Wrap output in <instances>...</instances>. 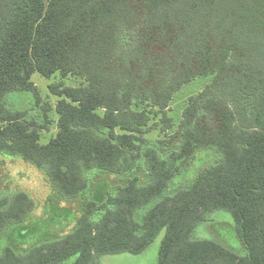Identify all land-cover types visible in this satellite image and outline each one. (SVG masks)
<instances>
[{
  "label": "trees",
  "instance_id": "obj_1",
  "mask_svg": "<svg viewBox=\"0 0 264 264\" xmlns=\"http://www.w3.org/2000/svg\"><path fill=\"white\" fill-rule=\"evenodd\" d=\"M35 73L84 81L49 85L58 133L46 145L7 103H41ZM206 76L176 123V94ZM0 154L43 172L80 214L34 243L35 201L0 190V264H98L141 254L163 230L158 264H264V0H0ZM218 211L244 256L194 238Z\"/></svg>",
  "mask_w": 264,
  "mask_h": 264
},
{
  "label": "rangeland",
  "instance_id": "obj_2",
  "mask_svg": "<svg viewBox=\"0 0 264 264\" xmlns=\"http://www.w3.org/2000/svg\"><path fill=\"white\" fill-rule=\"evenodd\" d=\"M41 95V103L36 106L34 94L31 92H13L7 96V103L12 110H21L28 112V120L38 123L41 135V144H48L58 133V116L55 106L58 98L51 94L49 85L63 82L65 86L78 87L84 81L77 77L60 78L59 75L51 79H46L38 73L32 77ZM213 81L212 76L201 77L186 85L179 91L168 111V115L178 123L181 120L182 113L187 106L188 100L198 95L205 87ZM49 104L52 109L45 112L43 105ZM48 118L45 121L44 115ZM41 125H47L48 128L42 129ZM150 139H162L159 129L151 131L147 135ZM212 152H206L197 159L196 167L208 160ZM0 161L5 165H0V190L4 191H25L36 203L35 214L31 217V222L35 227L36 237H33L34 243L43 242L49 236L63 235L70 232L74 227V220L80 216L78 204H71L54 196V190L48 182V178L36 167L24 162L20 158H14L0 154ZM191 176L186 181L190 184L198 171L194 168L190 172ZM119 177H117L118 179ZM56 193V192H55ZM163 230L153 243L141 254L133 255L131 253H122L118 255H105L99 259L98 264H158L159 253L162 241L165 237ZM22 232L14 233L13 239L16 243L24 241ZM197 240L216 241L240 256L245 255V247L240 240L235 221L231 213L218 211L210 214L207 220L197 226L193 234ZM32 242V243H33ZM5 246V241L0 242V248ZM22 252V251H21Z\"/></svg>",
  "mask_w": 264,
  "mask_h": 264
}]
</instances>
